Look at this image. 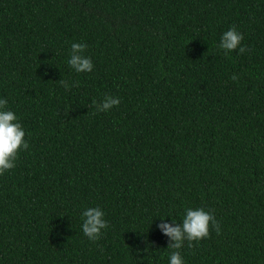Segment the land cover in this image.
Wrapping results in <instances>:
<instances>
[{"label": "trees", "instance_id": "obj_1", "mask_svg": "<svg viewBox=\"0 0 264 264\" xmlns=\"http://www.w3.org/2000/svg\"><path fill=\"white\" fill-rule=\"evenodd\" d=\"M233 25L248 51L225 55ZM0 99L29 144L0 175V264H169L157 225L189 207L220 232L184 264H264V0H0Z\"/></svg>", "mask_w": 264, "mask_h": 264}, {"label": "clouds", "instance_id": "obj_2", "mask_svg": "<svg viewBox=\"0 0 264 264\" xmlns=\"http://www.w3.org/2000/svg\"><path fill=\"white\" fill-rule=\"evenodd\" d=\"M242 40L243 35L233 25L222 34L218 47L224 51L225 55L237 49H239V54H243L248 51V48L241 46ZM86 48L87 45L83 43H72L71 45L67 64L77 73H89L93 70L91 58L83 54ZM231 79L237 81L239 77L233 74ZM58 82L66 90L70 88L66 80L60 79ZM7 103L6 99H0V175L15 168L19 152L29 148L22 124L13 111L7 110ZM92 103L97 112H106L114 106L118 107L120 99L105 95L101 102L97 103L94 100ZM104 216L105 213L99 207H90L82 212V232L90 241H98L103 234L102 230L109 227ZM157 227L163 235L168 237L167 248L174 250L170 254L169 264H184L179 250L185 242L189 248H192L194 247L193 242L209 237L210 229H214L217 234L220 232L219 223L214 215L203 207L186 208L182 223H176L173 220V223H160Z\"/></svg>", "mask_w": 264, "mask_h": 264}, {"label": "bare ground", "instance_id": "obj_3", "mask_svg": "<svg viewBox=\"0 0 264 264\" xmlns=\"http://www.w3.org/2000/svg\"><path fill=\"white\" fill-rule=\"evenodd\" d=\"M43 11V10H42ZM38 30V29H37ZM55 31V30H54ZM55 37V36H54ZM54 58H55V56H54Z\"/></svg>", "mask_w": 264, "mask_h": 264}]
</instances>
